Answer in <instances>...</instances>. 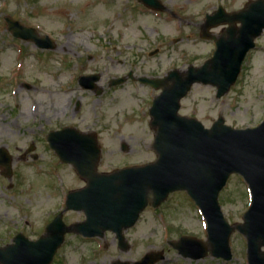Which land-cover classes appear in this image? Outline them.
<instances>
[{
    "label": "rangeland",
    "instance_id": "rangeland-1",
    "mask_svg": "<svg viewBox=\"0 0 264 264\" xmlns=\"http://www.w3.org/2000/svg\"><path fill=\"white\" fill-rule=\"evenodd\" d=\"M213 1L166 2L182 18L180 27L176 18L132 8V3L123 12L124 0H0V147L12 156L10 179L0 168V246L19 232L36 240L64 208L67 192L84 186L73 168L60 163L48 147V131L68 125L98 131V171L156 159L150 146L153 132L146 124L148 103L155 93L129 80L115 87L108 82L129 71L152 77L200 65L211 56L210 46L185 35L192 33V23ZM5 16L36 28L40 36H50L55 48L42 50L13 38ZM174 37L183 39L173 43ZM157 47L158 53L149 55ZM91 73L100 75L99 96L77 83L80 75ZM180 114L196 117L205 126L219 116L233 128L257 126L264 119V47L244 60L236 82L221 98H216L214 87L194 85L181 101ZM122 138L131 145L126 153L117 145ZM112 139L115 145L107 142ZM31 144L34 150L28 151ZM219 203L228 223L242 222L250 195L239 175L230 176ZM63 219L72 224L84 220V215L70 211ZM124 235L129 243L126 251L118 249L111 232L91 239L67 234L50 264L132 263L146 252L160 250L165 260L158 264H248L246 241L236 231L229 239V261L183 258L167 244L181 236L206 241L205 220L183 192L169 195L156 209L148 206Z\"/></svg>",
    "mask_w": 264,
    "mask_h": 264
},
{
    "label": "water",
    "instance_id": "water-1",
    "mask_svg": "<svg viewBox=\"0 0 264 264\" xmlns=\"http://www.w3.org/2000/svg\"><path fill=\"white\" fill-rule=\"evenodd\" d=\"M140 1L152 8L159 7L157 0ZM5 19L15 37L34 41L42 48L54 47L49 38H39L33 29L9 17ZM242 22L244 40L235 46L218 45L214 56L202 66H189L183 73L170 71L164 80H146L162 87L150 109L151 125L156 128L154 163L100 174L96 172L100 149L93 136L71 128L50 132L51 148L63 163L72 164L87 183L85 188L67 195L65 208L83 211L85 220L66 226L62 212L46 226L45 234L38 240L31 241L18 234L12 244L0 247V264H50L67 232L101 237L105 231H112L118 247L125 251L129 245L123 230L136 223L148 203L158 207L175 191H185L191 197L208 225L206 244L191 237L169 241L180 255L198 260L209 253L230 260L229 238L236 230L246 239L249 264H264V120L254 128L234 129L219 117L207 129L198 120L177 113L180 99L194 83L215 86L217 98L229 91L247 51L253 47L252 39L264 28V1L254 2ZM97 80L98 75L79 79L87 89H92ZM124 80L114 79L111 85ZM0 166L5 169L3 175L10 178L11 157L4 148H0ZM234 173L248 184L251 204L243 222L230 225L223 216L218 195ZM164 259L162 251L148 252L132 264H156Z\"/></svg>",
    "mask_w": 264,
    "mask_h": 264
},
{
    "label": "flooded vegetation",
    "instance_id": "flooded-vegetation-1",
    "mask_svg": "<svg viewBox=\"0 0 264 264\" xmlns=\"http://www.w3.org/2000/svg\"><path fill=\"white\" fill-rule=\"evenodd\" d=\"M254 0H244L240 5H236L234 1L231 0H214L211 2V4L206 7L202 13L197 19L192 23V33H186L185 36L191 37L193 36L194 41L198 42H206L210 46V52L211 56L216 51V48L218 45H229V46H235L238 42H241L244 40L243 36L241 35V26H242V19L244 15L246 14V10L249 9L250 4ZM162 4V10L159 12L160 14L168 15L172 18H176L177 21L182 26V18L175 15L171 9H169L166 5V2L168 4L169 0L162 1L160 0ZM130 3H133L132 8H145L141 3H139L136 0H124V7L122 9L123 12L129 10ZM130 12V11H128ZM242 12V13H241ZM239 14V15H238ZM119 15H123L122 13H119ZM131 15V14H130ZM211 15L213 16L211 20L206 22V16ZM183 38L182 37H176L173 40V43H179ZM254 41V49L250 52H253L256 50L257 47L263 46L264 47V30L261 31V33L253 40ZM162 46V43H160ZM160 46V47H161ZM158 51L160 48H156ZM132 74V79L130 81H134L136 83H139L143 85L141 82H139V79L146 76H139V75H133L132 71H130ZM153 77H159L164 78V75L162 76H152ZM147 86L149 89H152L155 92H159V89L154 88L150 85H144ZM152 103V99L149 102V105ZM148 111V110H147ZM150 115L149 112H147V120L146 124L150 129ZM77 128V127H76ZM81 132L88 133V132H94L96 134L98 144L101 146V139L99 138L100 133L95 130H89L88 128L80 129ZM151 132H153L151 130ZM154 133V132H153ZM110 145H115L116 140H109L107 141ZM153 143V141H152ZM152 143L150 146H152ZM120 151L122 148H127L129 151L130 144H128L123 138L120 139V141L117 143ZM126 166V165H125Z\"/></svg>",
    "mask_w": 264,
    "mask_h": 264
}]
</instances>
